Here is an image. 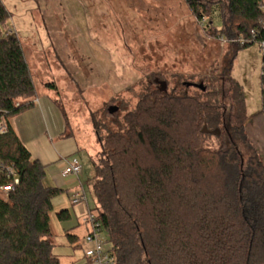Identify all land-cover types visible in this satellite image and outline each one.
Wrapping results in <instances>:
<instances>
[{"label": "trees", "instance_id": "16d2710c", "mask_svg": "<svg viewBox=\"0 0 264 264\" xmlns=\"http://www.w3.org/2000/svg\"><path fill=\"white\" fill-rule=\"evenodd\" d=\"M186 2L199 21L225 7L217 32L227 39H251L257 31L253 41L236 44L224 72L229 108L210 93L203 99L187 89L170 90L156 77L113 122L115 128L104 125L101 133L93 116L100 144L90 159L93 210L116 264H264V164L257 151L247 158L241 148L248 145L247 106L242 85L231 75L238 52L264 40V0ZM9 17L0 0V120L8 126L0 133V186L13 184L7 197L0 196V264H61L50 212L62 189L46 184V165L10 123L34 105L37 89L19 37L3 30ZM205 24L212 27L213 19ZM262 60L264 115V55ZM209 135L220 140L218 148L202 146ZM66 237L81 245L76 234L68 231Z\"/></svg>", "mask_w": 264, "mask_h": 264}, {"label": "rangeland", "instance_id": "374dc122", "mask_svg": "<svg viewBox=\"0 0 264 264\" xmlns=\"http://www.w3.org/2000/svg\"><path fill=\"white\" fill-rule=\"evenodd\" d=\"M10 11L3 30L19 37L32 71L37 94L48 92L66 113L72 130L91 152L100 151L92 117L115 128L114 121L131 110L141 89L156 77L168 89H187L189 95L217 97L229 108L230 83L224 78L237 42L219 34L217 9L204 21L186 0H2ZM263 52L257 44L238 52L231 75L242 85L247 118L245 156L255 151L264 164V115L261 112ZM203 84L186 87V83ZM49 85H54L49 86ZM223 89V90H222ZM215 96H213L215 98ZM116 107V109H113ZM202 146L216 149L220 140L204 136ZM90 207L94 167L83 153ZM92 173V175H91ZM54 253L61 264H83L87 244L55 238Z\"/></svg>", "mask_w": 264, "mask_h": 264}, {"label": "crops", "instance_id": "0c3cea01", "mask_svg": "<svg viewBox=\"0 0 264 264\" xmlns=\"http://www.w3.org/2000/svg\"><path fill=\"white\" fill-rule=\"evenodd\" d=\"M66 117V113L48 92L40 95L38 92L34 105L12 117L10 123L32 156L46 165V184L62 189L52 200L50 226L53 236L67 240L66 233L69 231L79 237V243H83L89 229L85 218L88 210L92 208L88 197L86 202L76 204L72 203V197L81 186L87 196L86 182L90 178H86L83 153L91 161L96 152L88 149V143L83 144L80 141ZM74 161L81 164L80 173L64 174L66 165ZM63 210H67L68 214L61 219L58 213ZM81 259L84 263L83 255Z\"/></svg>", "mask_w": 264, "mask_h": 264}, {"label": "built area", "instance_id": "2783aa9c", "mask_svg": "<svg viewBox=\"0 0 264 264\" xmlns=\"http://www.w3.org/2000/svg\"><path fill=\"white\" fill-rule=\"evenodd\" d=\"M264 10V5L261 6ZM202 22H205L204 19ZM256 30H252V38L256 35ZM223 38V36H222ZM247 39L245 37H239L238 39H232L233 42H237L244 45L248 42L253 41V39ZM225 42L230 41V39L223 38ZM260 50L264 55V40L257 41ZM8 130L7 122L4 117L0 120V133L6 132ZM82 170L80 163L74 161L66 165L64 169V174L78 175ZM17 182V181H16ZM13 189V184H8L0 186V196L7 197L9 192ZM87 196L84 188H81L73 195L72 203L86 202ZM86 223L88 224V232L83 238V243L87 244L83 251L84 263L83 264H116V255L110 250L108 237L104 233L103 225L98 217V213L93 209H89L86 215Z\"/></svg>", "mask_w": 264, "mask_h": 264}, {"label": "water", "instance_id": "95a60500", "mask_svg": "<svg viewBox=\"0 0 264 264\" xmlns=\"http://www.w3.org/2000/svg\"><path fill=\"white\" fill-rule=\"evenodd\" d=\"M191 84L194 86L200 87L202 89H205L202 83L201 84H196V83H191V82L188 83V85H191ZM162 86L165 87V83H162ZM113 109H116V107H114ZM203 131H206V127H204ZM215 132L218 133L219 131L216 130Z\"/></svg>", "mask_w": 264, "mask_h": 264}]
</instances>
